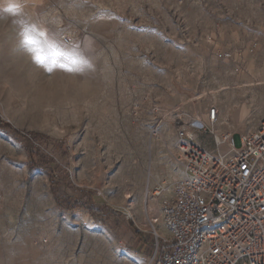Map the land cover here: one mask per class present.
<instances>
[{"label":"rangeland","instance_id":"rangeland-1","mask_svg":"<svg viewBox=\"0 0 264 264\" xmlns=\"http://www.w3.org/2000/svg\"><path fill=\"white\" fill-rule=\"evenodd\" d=\"M21 21L85 63L48 72ZM193 118L210 150V126L259 127L264 0H0V264H146V194Z\"/></svg>","mask_w":264,"mask_h":264},{"label":"built area","instance_id":"built-area-1","mask_svg":"<svg viewBox=\"0 0 264 264\" xmlns=\"http://www.w3.org/2000/svg\"><path fill=\"white\" fill-rule=\"evenodd\" d=\"M207 117L214 126L218 109L211 106ZM179 120L169 148L176 176L145 198L153 236L146 264H264V118L239 136H219L210 126L213 150L196 138L195 130H207L200 119Z\"/></svg>","mask_w":264,"mask_h":264},{"label":"snow or ice","instance_id":"snow-or-ice-1","mask_svg":"<svg viewBox=\"0 0 264 264\" xmlns=\"http://www.w3.org/2000/svg\"><path fill=\"white\" fill-rule=\"evenodd\" d=\"M18 8L19 5H11L7 11L16 12ZM21 24L23 25L22 44L32 53L33 60L48 72L53 71L55 67L74 71L77 70L74 66L85 63L78 52H62L55 44L50 43L49 34L43 29L24 24L23 21Z\"/></svg>","mask_w":264,"mask_h":264},{"label":"crops","instance_id":"crops-1","mask_svg":"<svg viewBox=\"0 0 264 264\" xmlns=\"http://www.w3.org/2000/svg\"><path fill=\"white\" fill-rule=\"evenodd\" d=\"M196 138H197L198 141H200V142H202V143L208 141L209 146H210V144H211V143L209 142V141H210L209 138H205V139H204L202 136H198V135H196ZM209 146H208V149H211Z\"/></svg>","mask_w":264,"mask_h":264},{"label":"bare ground","instance_id":"bare-ground-1","mask_svg":"<svg viewBox=\"0 0 264 264\" xmlns=\"http://www.w3.org/2000/svg\"><path fill=\"white\" fill-rule=\"evenodd\" d=\"M207 120H208V119H207ZM211 128H212V127H211ZM153 133H154V134H157V130H154Z\"/></svg>","mask_w":264,"mask_h":264}]
</instances>
